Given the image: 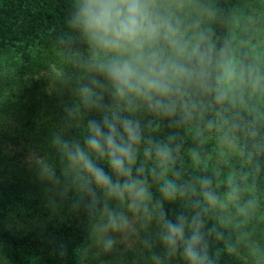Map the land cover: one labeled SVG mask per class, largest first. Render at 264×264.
Returning a JSON list of instances; mask_svg holds the SVG:
<instances>
[{
	"label": "trees",
	"instance_id": "obj_1",
	"mask_svg": "<svg viewBox=\"0 0 264 264\" xmlns=\"http://www.w3.org/2000/svg\"><path fill=\"white\" fill-rule=\"evenodd\" d=\"M183 2L184 8L176 10V16L186 40L195 44L204 33L207 39L201 46L214 44L215 51L227 41L238 60L245 66L255 65L264 75V60L251 57L242 42L246 36L235 37L236 18L242 27L247 25L249 17L263 7L261 0ZM76 3L0 0V264H79V250L93 221L86 205L93 198L98 201L96 216L110 197L94 184L91 194L79 188L75 173L65 171L66 158L53 140L59 137L83 147L89 121L103 126L104 117L111 120L114 113L138 121L141 129L133 176L143 165L142 175L152 196L149 212L157 233L155 248L141 256L144 263L156 264V255L161 264H187L181 255L182 245L174 255H166L159 238L163 213L164 220L173 223L180 215L189 222L200 215L212 264H264V90L253 92L245 87L235 105L223 106L215 104L211 94L190 90L191 99L198 104L190 118L181 110L173 116L162 115L143 101H135L137 106L129 110L126 102L116 97L112 82L95 67L86 38L69 24ZM258 20L264 22L263 16ZM245 28L241 31L247 33ZM164 47L170 55L171 49ZM181 62L194 65V61ZM49 65L57 69V77L45 90L32 73ZM85 85L93 89L94 106L86 107L81 100L79 90ZM76 108L79 113L69 116L68 110ZM210 121L212 128L208 127ZM193 135L203 140L229 137L237 151L215 166L196 163L189 151ZM157 142L169 144L175 159L163 178L158 169L156 177L151 174L155 159L148 160L143 154L145 147H154ZM90 155L113 182L123 181L106 161ZM35 156H41L55 170L58 184L41 178ZM229 175L239 188L238 201L224 209L204 211L200 179H210V190L222 198L228 191ZM164 179L174 180L185 194L165 200L159 192ZM248 201L254 205L246 215L239 214L238 207ZM190 235L186 227L185 236Z\"/></svg>",
	"mask_w": 264,
	"mask_h": 264
},
{
	"label": "clouds",
	"instance_id": "obj_2",
	"mask_svg": "<svg viewBox=\"0 0 264 264\" xmlns=\"http://www.w3.org/2000/svg\"><path fill=\"white\" fill-rule=\"evenodd\" d=\"M183 8V0H77L76 11L69 24L86 38L93 51L95 67L112 82L116 97L125 101L129 110L137 106L135 101H143L150 110L162 115L173 116L181 110L185 118H190L192 111L198 108V104L191 99L190 90L211 94L214 103L221 106L226 103L235 105L245 87H250L253 92L264 90V75L256 67L245 66L238 60L229 42L226 41L215 51L214 44L201 46L207 39L204 33L199 34L195 44L184 38L176 16V10ZM164 45L171 49L170 55L165 54ZM182 60L194 61L193 67H188ZM79 95L86 107L95 105L92 88L81 87ZM78 113L79 108L68 110L69 116ZM208 127H213L211 121ZM88 131L83 147L79 142L70 143L59 137L53 140L66 158L65 171L75 173L79 188L91 194V185L94 184L103 189L108 197L126 202L127 210L134 216L151 219L148 204L152 196L147 178L142 175L144 166L137 167V176H133L139 151L137 146L142 140L139 122L114 113L111 120L104 117L103 126L89 121ZM190 151L193 161L199 163V154L195 150ZM90 154L106 161L117 177L124 178L123 181L117 179L113 182ZM143 154L148 160L155 159L156 165L150 169L154 177L158 169V176L163 178L169 165L175 162L173 148L169 144L157 142L154 147H145ZM35 164L42 179L54 185L59 183L55 170L45 159L36 158ZM211 184L210 179H200L201 195L206 205L204 211L209 208L224 209L229 203L238 201L239 188L231 175L227 179L228 191L223 199L210 190ZM192 191L195 192L194 187ZM159 192L168 201L175 200L178 194H185L171 179H164ZM97 204L98 201L93 198L91 204L86 205L94 220L90 232L93 243L80 250L82 260L93 245L104 253L111 252L117 241L110 233L135 231L125 212L110 209L107 203L100 210L99 219H96L93 213ZM253 205L254 201H248L237 211L246 215ZM160 219L163 220V231L159 238L166 247V255H174L182 245L181 255L187 264H212L199 214L193 216L190 222L184 215L178 216L176 223L164 220L163 213H160ZM186 227L191 230L188 237L185 236ZM143 243L151 247L149 240ZM153 259L156 264H161L159 256L154 255Z\"/></svg>",
	"mask_w": 264,
	"mask_h": 264
},
{
	"label": "rangeland",
	"instance_id": "obj_3",
	"mask_svg": "<svg viewBox=\"0 0 264 264\" xmlns=\"http://www.w3.org/2000/svg\"><path fill=\"white\" fill-rule=\"evenodd\" d=\"M262 2L263 7H259L261 9H259V11L257 12L258 14L250 16L249 20L246 21L247 25L243 26L246 27V31L248 29L247 33L245 31H241L243 27L240 23V19L237 17L235 20L236 26L238 27V29L235 30V37H239L242 35L246 36V38L243 39L242 42L249 48L251 57L258 60L259 62L261 60H264V22H260L258 20L259 16H263L264 19V0H261V3ZM32 77L35 78V80L38 82V85H42V89L49 90L56 80L57 69L53 65H49V67L40 69L32 73ZM190 150H195L199 154L200 163L215 166L219 164V162L227 160L229 157L234 155L237 151V148L233 140L229 137H219L213 140H203L193 135V137L190 138L189 142V151ZM36 158H41V156H35L34 160ZM107 205L110 209L125 212V214L133 222L135 231L126 234L110 233V235L117 241L111 252L104 253L100 250L99 247L93 245L88 255L82 260L80 250L93 243L92 239H90L91 224L94 222L93 220L88 229L86 241L79 250V264L144 263V259H141L142 254L151 252L152 249L157 245V233L155 232L156 227L153 223L152 217L151 219H148L147 217L134 216L127 210L126 202H120L114 198H110L107 202ZM100 210L95 216L96 219H99ZM144 240H149L151 242V247L145 246L143 243Z\"/></svg>",
	"mask_w": 264,
	"mask_h": 264
}]
</instances>
